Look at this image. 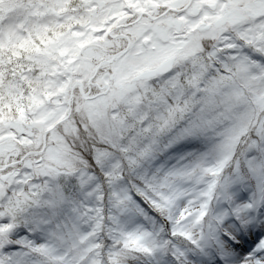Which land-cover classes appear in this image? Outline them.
Listing matches in <instances>:
<instances>
[{
	"label": "snow or ice",
	"instance_id": "obj_1",
	"mask_svg": "<svg viewBox=\"0 0 264 264\" xmlns=\"http://www.w3.org/2000/svg\"><path fill=\"white\" fill-rule=\"evenodd\" d=\"M0 264H264V0H0Z\"/></svg>",
	"mask_w": 264,
	"mask_h": 264
}]
</instances>
